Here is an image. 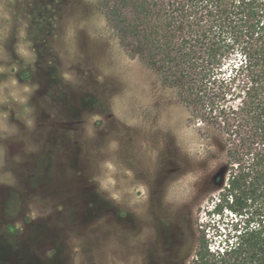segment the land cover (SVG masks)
I'll list each match as a JSON object with an SVG mask.
<instances>
[{
	"label": "rangeland",
	"instance_id": "rangeland-1",
	"mask_svg": "<svg viewBox=\"0 0 264 264\" xmlns=\"http://www.w3.org/2000/svg\"><path fill=\"white\" fill-rule=\"evenodd\" d=\"M98 3L0 0V264L192 258L224 149Z\"/></svg>",
	"mask_w": 264,
	"mask_h": 264
},
{
	"label": "trees",
	"instance_id": "trees-1",
	"mask_svg": "<svg viewBox=\"0 0 264 264\" xmlns=\"http://www.w3.org/2000/svg\"><path fill=\"white\" fill-rule=\"evenodd\" d=\"M127 57L216 136L225 167L189 264H264V0H99Z\"/></svg>",
	"mask_w": 264,
	"mask_h": 264
},
{
	"label": "snow or ice",
	"instance_id": "snow-or-ice-1",
	"mask_svg": "<svg viewBox=\"0 0 264 264\" xmlns=\"http://www.w3.org/2000/svg\"><path fill=\"white\" fill-rule=\"evenodd\" d=\"M8 129L5 127L3 129H0V132L7 133Z\"/></svg>",
	"mask_w": 264,
	"mask_h": 264
}]
</instances>
